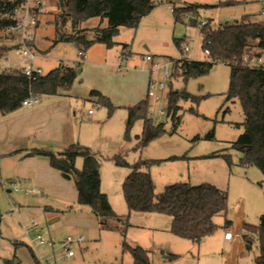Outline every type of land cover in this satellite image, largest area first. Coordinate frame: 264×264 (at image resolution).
Masks as SVG:
<instances>
[{
	"label": "rangeland",
	"instance_id": "1",
	"mask_svg": "<svg viewBox=\"0 0 264 264\" xmlns=\"http://www.w3.org/2000/svg\"><path fill=\"white\" fill-rule=\"evenodd\" d=\"M155 1V7L136 29L119 28L112 48L95 43L84 52L82 75L69 91L78 102L77 132L86 141L75 142L97 154L103 192L120 219L114 222L119 230L100 226L90 231L67 230L62 222L56 220L52 224L45 216L30 218L39 222L43 237L54 242L53 246L42 244L35 232H27V224L14 210L20 203H26L22 202L23 195L0 177V264L13 258L20 264H133L132 254L123 250L124 241L146 249L154 264H256L258 243L255 241L248 252L232 247L224 239L223 216L215 218L219 227L213 234L194 242L172 233L168 215L128 209L123 182L131 170L116 165L112 159L115 155H121L130 164L139 160L160 161L150 168L157 193L177 182L210 183L226 189L229 202L237 199L242 202L245 222L259 224L264 214V175L256 166L242 165L243 153L233 147L244 130L242 125L236 124L243 123L245 116L240 101L228 99L231 66L216 62L209 72L185 79L180 69L176 71L179 59H207L199 25H191L187 15L183 16V22H175L169 9L174 3ZM229 1L235 3L225 4ZM185 2L215 5L200 9L197 16L199 20L211 22L213 27L243 19L264 21L261 14L264 3L258 0H176L175 7ZM44 8L46 11L41 15L33 41L37 55L33 63L45 74L62 63L73 64L82 56L76 43L54 41L59 0L44 1ZM98 21L94 18L82 25L88 37L92 36ZM66 31L70 32L69 25ZM175 39L180 40V46ZM15 44V37L0 31V45ZM10 55L18 57V50L13 49ZM147 55L153 57V61L146 60ZM165 64L169 73L165 89L156 87L152 89L154 94L149 95L150 83L164 80L165 70L161 66ZM93 89L110 100L111 111L98 96L91 95ZM170 90L187 91L197 100L180 99L176 111L168 113ZM145 99L148 117L153 126H160L161 133L137 147L138 137L144 132V119H136L126 137L128 107ZM90 109L95 116L88 115ZM102 117H105L103 122L90 121ZM78 160L83 162L82 157ZM227 218L235 220V211L230 206ZM79 234L86 237V242H73L69 246L73 255L67 257L61 241L68 235ZM169 254L177 257L172 259Z\"/></svg>",
	"mask_w": 264,
	"mask_h": 264
},
{
	"label": "trees",
	"instance_id": "2",
	"mask_svg": "<svg viewBox=\"0 0 264 264\" xmlns=\"http://www.w3.org/2000/svg\"><path fill=\"white\" fill-rule=\"evenodd\" d=\"M26 0H0V31L6 30L15 22L11 18L14 10ZM235 2H225L227 5ZM156 5L155 0H59L60 12L55 21V42L71 41L76 43L81 52L87 51L93 44H104L112 48L115 36L121 26L137 28L141 19ZM215 5L189 3L174 8L175 22H183V16L190 18L191 25H199L202 34V48L209 50L206 60H192L182 57L177 61L180 74L187 79L209 72L216 62L231 66L228 99L237 98L242 106L245 119L236 124L244 127L243 132L233 143V147L243 153L241 164L256 166L264 175V68L247 67L242 62L245 53L264 49V21L243 19L225 22L213 27L211 22L200 24L199 10ZM97 18L99 21L88 37L82 25ZM41 20V18H40ZM40 20L38 25L40 24ZM69 25L70 32L66 31ZM209 41V42H208ZM180 46V40L175 39ZM36 48L35 42H32ZM126 47V45H124ZM14 48L0 45V53ZM82 56V55H81ZM84 56L73 64H60L51 71L31 80L20 71L0 75V111L3 115L17 111L23 101L43 94H59L69 90L83 72ZM178 74V73H177ZM92 96L110 111L113 104L98 90H91ZM180 99L197 100L187 91L170 90L168 93V113L175 112ZM147 99L128 107L126 137H129L134 121L144 119V132L137 147L143 146L161 133L160 126H153L147 114ZM27 156L43 155L50 160L52 167L59 170L65 178L75 181L78 202L88 206L98 217L101 228L119 230L114 224L120 220L114 212L106 193L101 189L100 162L97 154L89 147L75 142L61 151L50 147H35ZM83 158L82 167L76 161ZM118 166L130 168L129 175L123 182V194L130 212H157L171 217V231L178 237L200 242L202 237L213 234L218 224L215 218L224 217V228L231 226L227 218L229 210L228 191L210 183L193 185L177 182L168 185L162 192H156V184L150 173L158 160H139L130 164L121 155H115ZM243 239L250 251L256 241L259 253L255 255L256 264H264V214L258 225L244 224ZM123 250L133 256V264H154L149 252L143 247L123 242ZM174 259L176 254H169ZM4 264H20L13 259H6Z\"/></svg>",
	"mask_w": 264,
	"mask_h": 264
},
{
	"label": "crops",
	"instance_id": "3",
	"mask_svg": "<svg viewBox=\"0 0 264 264\" xmlns=\"http://www.w3.org/2000/svg\"><path fill=\"white\" fill-rule=\"evenodd\" d=\"M167 1L174 3L175 7L176 0ZM69 91L70 89L55 95H39L37 101L22 105L17 111L7 115L0 111V177L1 180L9 181L8 186H19L17 192L23 195L22 202L26 203H20L14 210L27 227L30 218L43 216L52 224L56 223V220L62 222L67 230L90 231L100 226L98 217L91 209L79 204L73 179L65 178L59 170L52 167L47 156L25 155L35 147H50L61 151L75 141L86 142L77 132L78 102L74 93ZM88 115L95 116V112ZM104 120L105 117L100 120L93 118L90 121L96 123ZM82 164V160L77 159V167ZM101 189L105 192L103 180ZM229 206L235 211V220H231V226L225 229H231L233 236L226 239L224 232V239L229 241L232 247L236 246L248 252L242 235L244 224L250 223L244 221L243 204L237 199L229 202ZM255 222L251 225H258L257 221Z\"/></svg>",
	"mask_w": 264,
	"mask_h": 264
},
{
	"label": "built area",
	"instance_id": "4",
	"mask_svg": "<svg viewBox=\"0 0 264 264\" xmlns=\"http://www.w3.org/2000/svg\"><path fill=\"white\" fill-rule=\"evenodd\" d=\"M44 1L48 0H26L24 4L18 6L11 18L15 22L14 24L10 25L6 30H2L1 32L4 35H7L11 38L15 37L16 44L12 45L14 49L18 50V57L12 58L11 51L1 54L0 53V75L13 73L16 71H20L25 74L29 79L34 80L41 75H44L42 69L38 65H34L33 60L36 58V52L31 45L36 37V29L38 27L39 20L41 15L46 11L44 8ZM264 3V0H258ZM174 6H170V10L174 11ZM261 14L264 15V5L261 10ZM200 24H206L207 20L201 18ZM209 42V41H208ZM187 47L185 50L187 51ZM82 56H84L83 52H80ZM205 53L208 54L209 50L206 49ZM148 61H153V57L147 55L145 57ZM242 62L247 67H263L264 68V49L262 50H253L251 53H245L242 56ZM165 70L164 80L159 82L158 84H154L153 82L150 83V90L149 95H153L152 89L158 87L160 89H165V79L169 77V73L167 71L168 64L161 66ZM38 97H32L23 101V105H28L32 101H37ZM89 114L93 113V110L90 109L88 111ZM15 188H19L17 184H14ZM27 232H35L37 239L42 244H48L53 246V241L47 240L43 237L41 233L40 224L37 220H33L29 222V226L27 227ZM233 236V232L231 229L225 230V238L231 239ZM86 240L85 236L79 234L77 236L68 235L63 241H61V245L66 251V256L70 257L73 255V251L70 249V245L73 242L78 244L83 243Z\"/></svg>",
	"mask_w": 264,
	"mask_h": 264
},
{
	"label": "water",
	"instance_id": "5",
	"mask_svg": "<svg viewBox=\"0 0 264 264\" xmlns=\"http://www.w3.org/2000/svg\"><path fill=\"white\" fill-rule=\"evenodd\" d=\"M205 239V237H202V239L201 240H204Z\"/></svg>",
	"mask_w": 264,
	"mask_h": 264
}]
</instances>
